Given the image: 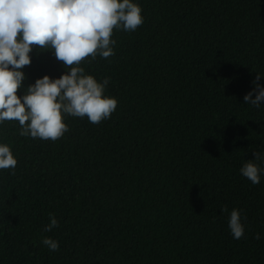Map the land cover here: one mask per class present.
Masks as SVG:
<instances>
[{"label":"trees","instance_id":"trees-1","mask_svg":"<svg viewBox=\"0 0 264 264\" xmlns=\"http://www.w3.org/2000/svg\"><path fill=\"white\" fill-rule=\"evenodd\" d=\"M132 2L143 24L114 29V55L80 65L109 78L110 119L63 114L55 142L0 124L18 161L0 170V264H264V102L243 99L257 73L264 87V0ZM30 57L19 96L70 71L50 47ZM249 161L257 185L240 173Z\"/></svg>","mask_w":264,"mask_h":264},{"label":"clouds","instance_id":"clouds-1","mask_svg":"<svg viewBox=\"0 0 264 264\" xmlns=\"http://www.w3.org/2000/svg\"><path fill=\"white\" fill-rule=\"evenodd\" d=\"M141 12L132 0H0V124L17 121L21 136L55 142L69 130L63 114L87 117L94 125L110 119L118 101L104 96L109 78L97 82L80 65L89 57L113 56V30L136 31L144 22ZM33 46L53 49L56 59L70 71L57 79H37L19 96L25 78L21 69L30 65ZM261 77L256 74L253 90L243 98L246 104L259 107L264 102V87L258 83ZM254 156L256 161L264 159L259 152ZM17 163L11 148L0 144V170L15 175ZM261 171L252 161L240 169L253 185L260 183ZM58 226L52 216L44 230ZM228 226L234 239L243 237L238 210L231 211ZM42 243L50 251L59 250V243L51 238Z\"/></svg>","mask_w":264,"mask_h":264}]
</instances>
